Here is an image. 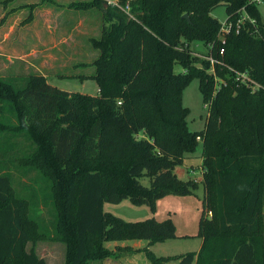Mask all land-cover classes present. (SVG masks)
<instances>
[{
    "label": "trees",
    "instance_id": "trees-1",
    "mask_svg": "<svg viewBox=\"0 0 264 264\" xmlns=\"http://www.w3.org/2000/svg\"><path fill=\"white\" fill-rule=\"evenodd\" d=\"M120 2L130 3L133 17L93 1L103 17L100 36L91 39L98 55L88 76L97 94L61 89L39 72L0 75V264H49L36 252L44 238L66 244L65 264L118 256L132 248L113 250L106 242L127 239L148 240L141 250L150 262L168 264L171 256H158L150 245L177 237L171 218L126 221L104 203L128 198L155 211L166 195L194 194L196 179H182L174 169L199 141L204 199L197 235L203 241L198 252L177 256L178 264H264V21L257 2ZM221 4L228 21L249 16L239 32L234 25L223 32L211 14ZM192 40L208 52L195 54ZM237 73L255 86L239 85ZM194 78L208 103L201 132L188 127L190 110L182 101ZM220 78L227 85L215 96ZM15 158L45 176L53 229L37 219L33 192L28 198L14 192L6 163Z\"/></svg>",
    "mask_w": 264,
    "mask_h": 264
},
{
    "label": "rangeland",
    "instance_id": "rangeland-1",
    "mask_svg": "<svg viewBox=\"0 0 264 264\" xmlns=\"http://www.w3.org/2000/svg\"><path fill=\"white\" fill-rule=\"evenodd\" d=\"M93 1L0 0V75L39 72L61 89L97 94L98 85L88 76L94 72L91 63L98 55L91 39L100 36L103 17L100 7L93 4ZM257 4L264 21V0ZM211 14L221 23L228 21L224 4L213 8ZM190 49L199 56L208 52L204 43L198 40L191 41ZM175 69L180 70V67L176 65ZM241 75L237 73L235 77L239 85L255 86L252 81H243ZM222 85H227L223 78L215 81V96ZM182 101L190 110L188 127L192 131L201 132L205 128L208 103H204L198 78H194L183 89ZM228 110L225 107L224 114ZM202 151L203 143L199 141L196 151L174 169L182 179H196L198 186L194 194L166 195L158 199L155 211L146 204L135 205L128 198L119 203H104L106 212L126 221H142L151 217L160 221L171 218L176 225L177 237L159 240L150 246L158 256H171L168 264H178L177 256L198 252L202 245L203 239L197 235L204 199ZM12 161L13 163L7 162L6 166L12 175L14 192L26 198L31 197L33 192V200L39 205L37 219L42 225L53 229L54 210L52 202L47 198L49 189L44 182L45 176L35 169L23 166L16 158ZM27 211L26 204L23 215L28 222ZM31 245L29 243L27 248ZM65 245L63 242L44 238L36 242V252L49 264H64ZM101 263L100 260L91 261V264Z\"/></svg>",
    "mask_w": 264,
    "mask_h": 264
},
{
    "label": "crops",
    "instance_id": "crops-1",
    "mask_svg": "<svg viewBox=\"0 0 264 264\" xmlns=\"http://www.w3.org/2000/svg\"><path fill=\"white\" fill-rule=\"evenodd\" d=\"M106 245L113 250H117L118 247H131L132 250H127V249L122 250L120 251L118 256L107 257L104 260H102L101 264H152L150 260L146 257L144 251L141 250L145 246L149 245V241L146 239H127L120 241H107ZM65 253H66V245H65Z\"/></svg>",
    "mask_w": 264,
    "mask_h": 264
},
{
    "label": "built area",
    "instance_id": "built-area-1",
    "mask_svg": "<svg viewBox=\"0 0 264 264\" xmlns=\"http://www.w3.org/2000/svg\"><path fill=\"white\" fill-rule=\"evenodd\" d=\"M107 2V4L112 5V6H116L119 7L120 9H122L125 13H127V15H129L130 17H133V14L131 12V5L129 2H126L124 4H122L120 2V0H105ZM255 2H259L260 0H254ZM249 16L244 13L242 16H240L236 22L233 21H227L225 23H222V31L223 32H229L232 29V25L235 26L236 31L239 32L242 25L245 23V20L248 19ZM251 19V18H250ZM253 21V20H252ZM254 22V21H253ZM224 49L220 50V53H223ZM211 60L213 61V59L211 58ZM241 78L243 79V81H252L247 75L242 74ZM253 82V81H252Z\"/></svg>",
    "mask_w": 264,
    "mask_h": 264
},
{
    "label": "water",
    "instance_id": "water-1",
    "mask_svg": "<svg viewBox=\"0 0 264 264\" xmlns=\"http://www.w3.org/2000/svg\"><path fill=\"white\" fill-rule=\"evenodd\" d=\"M183 17H185V18H187L188 20H190V17H189V14H188V13H185V14L183 15Z\"/></svg>",
    "mask_w": 264,
    "mask_h": 264
}]
</instances>
